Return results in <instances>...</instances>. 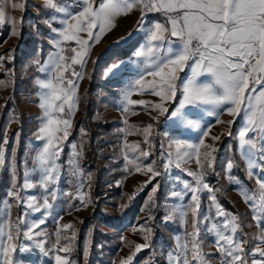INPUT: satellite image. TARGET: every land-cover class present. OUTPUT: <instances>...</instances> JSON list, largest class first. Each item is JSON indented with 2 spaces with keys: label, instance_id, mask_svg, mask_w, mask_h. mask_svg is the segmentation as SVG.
<instances>
[{
  "label": "rangeland",
  "instance_id": "obj_1",
  "mask_svg": "<svg viewBox=\"0 0 264 264\" xmlns=\"http://www.w3.org/2000/svg\"><path fill=\"white\" fill-rule=\"evenodd\" d=\"M3 3L6 19L0 25V147L6 149V165L0 169V227L9 218L15 224L19 217L23 233L32 223L39 224L43 220L44 223L34 232L45 234L34 235L32 240L23 235L19 237L13 256L16 264H55L56 252L42 253L36 247V241L44 240L45 248L51 250L58 229L61 238L58 247L67 246L68 241L63 238L74 234L69 254L72 264H120L135 251L136 244L146 242L145 236L149 237L147 242L150 246L136 253L131 264H170L169 253L175 254L177 238L183 237L185 230L192 231V216L188 210L191 194L184 188V182L193 178L176 168L175 163L166 167L169 163V144L173 139L198 143L208 129L211 132L204 137L205 142L213 144L216 151L213 153L214 166L206 170L204 182L213 189L220 207L229 216L237 218L240 226L237 237L247 241L244 247L249 262L262 259L253 253L257 247H264V243L260 242V237L264 235V219L259 222L254 219L257 213L239 190L245 188L256 192L257 177L264 178L259 151L253 153V160L258 166L255 174L249 177L248 159L242 155L239 147V134L246 127V112L232 116L226 111L230 105L222 104L215 109L217 115H208L207 112L212 110L210 105L189 106L184 110L187 119L197 122L199 127L177 123L170 113L178 106L181 81L191 75V67L179 74L176 103L171 108L173 101L165 105L169 108L168 113L161 114L154 108L141 105H129V111H124L125 92L147 68L146 58L138 57L136 53L146 45L148 32L154 24L166 20L161 12H147L142 23L138 24L141 21V9L138 8L134 26L129 32L131 35L128 33L107 49L90 54L83 68L78 64L73 65L65 73L67 79H72L78 85V107L71 116L70 134L62 142V151L57 160L59 179L51 186L57 192V199L52 201L49 197V202L53 204L51 209L34 211L28 208L29 196H35L36 204L42 205L47 195L40 185V173L34 165L37 152L44 143L37 138L44 122V110L40 107L43 90L38 81L46 80L51 75L50 71L42 72L40 69L57 50L53 42L58 36L53 29H60L61 21L66 18L65 12L58 9L65 8L66 12L71 13L80 7V0H55L56 9L47 7L45 0H21L24 7L16 8L14 15H11V0H3ZM168 39L173 42L174 48L179 43L177 38L170 35ZM61 47L69 58L74 54L72 48L79 50L74 41L62 43ZM113 64L119 67L108 72ZM73 69L83 72V79L72 76ZM199 80L205 82V76ZM131 99L159 102V97L148 92L133 93ZM66 113L67 108L64 118H68ZM217 119L233 123H217ZM149 124L153 127L146 143L144 128ZM229 131L231 135L226 134ZM212 136H219L220 139L213 141ZM5 139L7 144L4 143ZM126 144H139V148L133 150ZM143 152L150 155L144 156L141 154ZM13 153L20 202L7 196L13 180L10 166ZM125 155L128 159H125ZM172 159L174 161V157ZM70 160L75 163H69ZM129 160L134 163L130 164ZM229 163L233 165L231 170L227 167ZM137 165L141 168L139 172L136 171ZM149 166L160 173L151 183L148 181L153 174L146 171ZM77 167L79 172L73 175ZM182 168L197 171L194 159L182 165ZM25 172L35 187L23 188ZM157 185V191L153 193L152 189ZM173 192L181 193V196H173ZM81 194L87 200L86 205L78 198ZM141 194V201L134 204ZM212 194L207 190L199 193L200 242L209 264H221L215 231L209 229L214 224L220 226L223 218L216 217ZM5 199L12 205L10 210L2 203ZM96 207L107 211L108 217L93 215ZM181 211H189L187 225ZM64 224H71L72 228L65 231L62 229ZM0 242H6V237L0 236ZM115 245L118 246L115 248ZM20 246L26 247L27 251H19Z\"/></svg>",
  "mask_w": 264,
  "mask_h": 264
},
{
  "label": "snow or ice",
  "instance_id": "obj_2",
  "mask_svg": "<svg viewBox=\"0 0 264 264\" xmlns=\"http://www.w3.org/2000/svg\"><path fill=\"white\" fill-rule=\"evenodd\" d=\"M45 4L54 9L58 7L55 0H45ZM12 7L23 8L24 5L13 4ZM80 7L81 10L74 14L66 12L65 8L58 9L60 12H65L66 18L61 21L60 29H53L58 36V39L53 42L57 50L50 55L46 65L40 69L42 72L50 71L51 75L46 80L38 81L39 87L43 90L40 107L44 110V122L37 138L44 143L37 152L34 165L40 173V185L47 195L44 196L42 205L36 204L35 196H29L28 208L34 211H40L41 208L51 209L53 204L49 202V197L52 201L57 199V192L51 186L59 179L57 160L62 151V142L67 140L70 134L71 116L78 107V85L72 79H67L65 73L72 69L73 65L78 64L83 68L93 46L91 42L99 43L103 34L115 27L117 17L127 15L136 7L141 9V21L138 24L142 23L144 15L151 11L163 13L167 23H155L148 32L146 45L136 53V56L146 58L147 68L125 92L124 111H129V105H141L154 108L161 114L168 113L169 108L165 105L177 99L179 74L185 68L191 67V75L181 81V98L178 106L171 111L170 115L177 123L199 127L197 122L187 119V113L184 110L189 106L210 105L212 110L207 112L208 115H217L215 109L222 104L230 105L226 108L229 115L238 116L242 111L246 112V127L239 134V147L242 155L248 159L249 177L255 174L258 166L253 160V153L256 150L260 153V166L264 171V0H104L98 5L95 0H80ZM5 19L4 3L0 0V25L5 22ZM97 29L98 31H94ZM81 33H86L87 38L85 39ZM169 35L179 41L175 48L172 46L173 42L168 39ZM72 41L78 45L79 50L72 48L71 52L74 54L69 58L64 55V48L61 45ZM69 59L70 63H68ZM118 67L113 64L108 72ZM71 75L83 79V72L73 69ZM201 76H205V82H200ZM145 92L159 97V102L150 103L145 100L131 99L133 93ZM65 108H67L68 118H64ZM217 123L231 125L233 121L217 119ZM152 127L153 125L149 124L144 128L146 143L151 135ZM210 132L211 129L204 131L198 143L173 139L169 144L167 152L169 163L166 167L175 163L176 168L187 172V175L193 178L192 181L184 182V188L191 194L188 210L192 216V231L185 230L184 236L177 238L175 254L169 253L170 264H209L200 242L199 193L204 190L213 193L211 200L216 209V217L223 218L220 226L214 224L213 228L209 229V231H215L217 252L222 257L221 264H264V247H257L253 253V255L258 254L262 259H252L249 262L246 258L244 244L247 241L237 237L240 227L237 218L229 216L220 207L213 189L204 182L206 170L214 166L215 160L213 153L216 148L213 144H207L204 139ZM226 134L231 135V132ZM211 139L217 141L220 137L212 136ZM4 143L7 144V139ZM125 146L133 150L139 148V144ZM75 147L73 145L74 149ZM5 153L6 149L0 147V169L6 165ZM141 154L150 155L148 152ZM125 159H128L127 155ZM193 159L197 171L182 168V165ZM69 163H75V161L70 160ZM129 163L132 164L134 161L129 160ZM10 166L13 180L7 196L20 202L21 197L16 186L14 153L10 158ZM227 167L231 170L233 165L229 163ZM136 171H141L140 166H136ZM146 171L153 174L148 183H151L155 176L160 175L151 166ZM78 172L77 167L73 175ZM256 183L258 185L256 192L245 188L239 190L245 201L257 213L254 219L259 222L264 219V178L258 176ZM35 186L29 181L28 173L25 172L23 188L30 189ZM157 188L158 185L152 189L153 193L157 191ZM249 192L252 194L249 195ZM67 195L72 194L67 193ZM172 195L179 197L181 193L173 192ZM78 198L86 205L87 200L84 195L81 194ZM149 199L151 200L152 197L150 196ZM2 203L7 210L11 209L12 205L8 199L3 200ZM189 211H181L185 225L188 223ZM7 214L10 216V212ZM21 223L22 220L19 217L15 224L9 218L7 223L0 227V236L6 237V242H0V264H16L13 256L18 247L16 241L21 235L28 240H32L34 235H45L42 232H34V229L44 223L43 220L39 224L32 223L23 233L20 230ZM71 228V224L62 225L65 231ZM56 235L57 239L51 250L45 248V241L42 239L36 241V247L45 254L55 251V264H72L69 254L72 251L70 245L74 234L72 237L63 238L68 241V245L63 247H58L61 244L60 229L57 230ZM148 240L149 237L145 236L146 242L136 244L135 251L121 260L120 264H131L136 253L150 246ZM260 242L264 243V235L260 237ZM19 251H27V248L20 246Z\"/></svg>",
  "mask_w": 264,
  "mask_h": 264
},
{
  "label": "crops",
  "instance_id": "obj_3",
  "mask_svg": "<svg viewBox=\"0 0 264 264\" xmlns=\"http://www.w3.org/2000/svg\"><path fill=\"white\" fill-rule=\"evenodd\" d=\"M101 2H104V0H95V3L97 5ZM13 4H21V0H11V15H14V11L16 10V8L12 7ZM138 8L139 7L134 8L127 15H120L119 17H117L115 21V27L111 28L109 31H106L101 37L99 43H95L94 41L91 42L93 46L91 48L90 54L101 52L102 50L110 47V45H112L113 43L117 42V40L126 37L134 26ZM80 10L81 7H76V9L73 10L71 13L74 14ZM166 23L167 20H165L162 24ZM94 31H98V29ZM81 35L85 39L87 38L86 33H81Z\"/></svg>",
  "mask_w": 264,
  "mask_h": 264
},
{
  "label": "trees",
  "instance_id": "obj_4",
  "mask_svg": "<svg viewBox=\"0 0 264 264\" xmlns=\"http://www.w3.org/2000/svg\"><path fill=\"white\" fill-rule=\"evenodd\" d=\"M175 103H176V100L175 101H173L172 103H171V105H170V107L169 108H171V107H173L174 105H175ZM141 197H142V194L138 197V198H136V200H135V203L134 204H136V203H139L140 201H141ZM93 215H96V216H99V217H108V215H109V213L107 212V211H104V210H102V209H100L99 207H96L95 209H94V211H93ZM108 235V234H107ZM118 244V243H117ZM118 245H115V248L117 247ZM103 246H101V250H103ZM114 248V249H115Z\"/></svg>",
  "mask_w": 264,
  "mask_h": 264
}]
</instances>
